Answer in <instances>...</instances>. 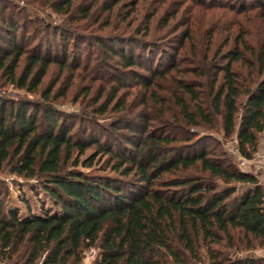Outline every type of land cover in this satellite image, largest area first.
<instances>
[{"label": "trees", "instance_id": "obj_1", "mask_svg": "<svg viewBox=\"0 0 264 264\" xmlns=\"http://www.w3.org/2000/svg\"><path fill=\"white\" fill-rule=\"evenodd\" d=\"M211 1L203 6L216 8L214 14L224 15L219 11L223 7L233 16L264 10V0ZM0 4H6L2 11L7 5L22 10ZM116 4L106 7L108 13ZM72 5V0L53 1L51 8L66 16L64 23L44 25L63 44L79 38L75 24L89 17L90 8L74 17ZM128 16L123 19L126 26L132 24ZM0 26L5 32L0 37V79L15 88L35 93L51 64L61 69L69 65L51 56V46L45 55L40 45L27 50L24 35L17 40L19 25L13 15ZM197 31H184L179 48L171 42H142L136 38L139 30L127 37L134 47L116 50L96 39L125 74L136 68V83L149 92L130 109L125 94L119 93L127 79L118 75L117 88L97 111H113L108 127L85 124L86 118L78 123L76 116L58 111L51 101L53 86L40 93L41 101L0 96V173L36 181L55 208L20 217L17 209L6 206L0 189L1 261L80 264L84 251L96 248L91 264H264L261 257L232 256L242 241L243 250L264 248V190L253 174L217 155L200 135L218 117L223 136H235L242 157L251 159L257 151L264 132V39L252 44L235 36L225 51L220 47L196 57L197 67L184 77L178 51ZM102 97L99 93L96 100ZM137 106L141 109L133 111ZM96 166L100 173L79 169ZM231 231L242 239L236 242Z\"/></svg>", "mask_w": 264, "mask_h": 264}, {"label": "rangeland", "instance_id": "obj_2", "mask_svg": "<svg viewBox=\"0 0 264 264\" xmlns=\"http://www.w3.org/2000/svg\"><path fill=\"white\" fill-rule=\"evenodd\" d=\"M25 1L26 7L20 13L9 5L6 10L2 11L6 4H0V25H2L3 18L8 19L13 15V19L19 25L17 40L21 41V36L24 35V45L27 50L40 45L41 55H45L46 49L51 46V56L58 61L67 60L69 65L61 69L57 64H51L39 90L35 93L15 88L1 78L0 96L4 99L27 98L41 101L40 93L47 87L53 86L51 101L58 111L69 117L76 116L73 119H76L78 123L80 119L86 118L85 124H88V121H94L102 127H108L115 114L109 111L110 108L106 114H99L97 111L102 101L117 88L118 75L127 79L119 93L125 94L130 109L138 105L142 97H148L149 92L146 94L141 85L136 83L135 71L137 72V69L135 68L134 73L125 74L126 71H122L123 67L116 59L107 58L108 55L96 44V39H103L107 44L112 43L116 50L121 47H134V44L128 42L127 37L139 30L136 38L142 42H171L173 48H179L183 40V32L187 30L192 32L197 27V33L193 34L192 39L183 41L184 46L178 51V67L184 72V77H189V71L197 67L196 57L202 56L206 51L211 54L220 47L222 51H225L231 43H234L235 36L241 37L240 41L252 44L264 39V10L261 11L259 8L251 9V14H247L250 12L248 9L242 11L239 16H233L234 13L228 9L229 7L219 10L224 15H220L221 12L214 14L213 11H216V8L210 10L203 6L209 3V0L208 2L204 0H72L73 16L80 18L82 10L90 8L89 17L80 18L75 24L79 25L77 28L79 38L76 41L67 38V43L63 44L59 35L54 36L52 29L45 30L44 27V25L56 27L64 23L66 16L54 12L51 8L53 1L56 0ZM226 1L230 0H215L214 2L219 5ZM114 3L117 4L113 6L112 12L108 13L106 7ZM126 15H129L128 21L132 23L130 26H126V22L123 21ZM147 25L149 33L146 35ZM4 35L5 32L0 26V37ZM116 37L123 39L120 44L112 42ZM210 43L211 46L206 50L205 47ZM64 48L67 49L66 55H64ZM22 61L20 68L25 63ZM143 64L147 65L145 61ZM140 72L144 76L148 75L142 70ZM181 74L183 73L170 72L168 75L180 77ZM161 83L163 87H169L167 81ZM99 93H103V97L97 101ZM164 94L163 91L159 92L161 96ZM140 109L141 107L137 106L133 111ZM148 111L150 115L155 113L154 110ZM214 119L211 127L205 126L200 130V135L207 137L206 143L211 150L221 157H226L239 169L238 163L242 156L238 152L235 136L224 137L219 118ZM262 138H264V132L259 134L257 151L253 153L251 164L244 172L253 174L257 184L264 190V142ZM79 169L83 172L100 173L97 166L96 169ZM103 173H109V171ZM35 182L7 172L0 173V189L6 206L9 209H17L20 217H27L31 214L42 215L43 211L49 213L55 211L49 199L39 190ZM26 201L29 203V210L26 208ZM231 235L236 242L242 239L236 231H231ZM244 244L245 242L242 241L239 246L241 249L232 253V256L239 257L248 254L264 258V248L256 246L250 250H243ZM97 253L96 248L85 250L80 264H91ZM0 264H13V262L0 260Z\"/></svg>", "mask_w": 264, "mask_h": 264}, {"label": "built area", "instance_id": "obj_3", "mask_svg": "<svg viewBox=\"0 0 264 264\" xmlns=\"http://www.w3.org/2000/svg\"><path fill=\"white\" fill-rule=\"evenodd\" d=\"M0 2L11 3L20 9H23L24 7H26V4H27L25 0H0ZM262 142H264V138H262ZM250 164H251V159L240 157L238 167L240 171L244 172V170L248 168Z\"/></svg>", "mask_w": 264, "mask_h": 264}]
</instances>
